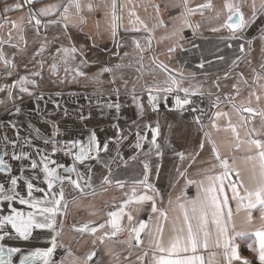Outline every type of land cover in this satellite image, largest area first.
Here are the masks:
<instances>
[{
	"label": "crops",
	"instance_id": "0c3cea01",
	"mask_svg": "<svg viewBox=\"0 0 264 264\" xmlns=\"http://www.w3.org/2000/svg\"><path fill=\"white\" fill-rule=\"evenodd\" d=\"M81 2L83 4L89 2L93 5L101 4V0H81ZM122 2L125 7L120 13L122 19L118 35L124 38L126 47L121 48L120 52L122 54L127 51L129 56L124 57L121 61L111 55L116 51V48L109 27L110 16L105 15L103 7L98 11L85 9L82 13L83 23H80V17L75 14L73 9L68 21L49 25L47 28L41 27L37 31L33 27L34 20L30 21L29 8L35 12L41 7L60 4L61 0H35L31 5L24 3V0H0V10L15 3L22 4L20 10L7 14L0 11V51L14 65L13 68L8 69L9 75L5 72L3 61H0V88L5 89L0 91V121L2 122L0 127L3 131V140L5 136L10 140L16 139L14 130L17 131L20 130L19 127H23V131L26 130L27 132L23 136V141L26 137L31 138L33 147L24 146V151L31 152L36 146L51 154V145H45L40 137H51L55 127L58 126L59 135L56 137L58 140L86 139L88 133L94 129L101 145L106 140L109 141L108 151L100 153L99 162L97 160L85 162L86 165L91 166V187H84L83 192L75 189L67 182L65 187L67 215L63 219V231L58 242L69 249L73 256L81 259L87 253L96 250L97 255L89 264H96L97 261L99 264H141L137 257L142 255V250L147 246L148 237L146 234H141L144 243L139 247H134L131 250L132 254L129 255L127 245L120 243V241L127 240V232H122L111 239L105 238L104 242L101 243L96 237L102 235L104 231H109L107 226L103 230H98L95 236L88 233H78L73 228L74 225L78 226L87 222H95V225L104 222L107 219V212L117 210L123 200L127 199L124 192L129 191L128 185L133 180L142 178L143 164L141 161L146 157L137 155L138 150L133 147L138 126L141 129V135H143L144 124L155 126L158 121L160 125V136L157 138V142L161 145L163 155L162 157L152 155L147 159L151 165L149 182L159 189L162 196V200L161 197L156 198L157 207L168 211L169 220L161 221L164 224L166 242L171 235V221L179 215V210L174 211L173 209L176 208V197L180 196L185 188L186 178L200 180L203 178L205 169H209L212 164L218 163L212 151V142H215L221 157L228 158L230 163L234 158L236 167L241 169L242 174H244L245 162L243 157L248 154L244 150L246 146L242 145L241 150L235 149V137L230 130H226L229 120L233 124H239L240 114L231 107L230 103L225 101V97H234V102L237 105L243 103L245 106L264 110V87L260 86L264 84V80L254 83L255 72L253 71L259 72L260 65L264 63V14L258 13L257 18L243 33L242 39L227 40L224 39L230 35L227 29H221L219 32L212 31L213 28H218L224 23L227 18L228 13L224 9L225 0H190L191 7L208 2L212 4V8L203 9V15L198 12L191 17L193 24H199L195 35L190 28H184L182 32L178 31L181 28V21L177 19V16L182 9L177 8L176 5H179L181 0H122ZM236 2L239 3V0ZM252 3L253 0H246L242 7L246 19L252 18ZM255 3L259 8L261 0H255ZM156 6H159V12H157ZM60 11L62 12V8ZM130 12H134V15L130 16ZM217 12L220 13L218 19L216 18ZM136 17H139L143 24L139 22L130 23V21H136ZM59 18L60 12H56L51 17H42L41 19L47 22L48 19L57 20ZM161 21H163V25H161ZM13 23L17 25L16 28H13ZM65 23L68 24L67 28L64 27ZM73 24H77L78 27H73ZM145 25L149 31L144 30ZM132 27H138L141 31H124V29ZM149 36H151V46L147 47ZM132 37L139 39L141 46L146 48L143 53L135 50ZM248 41L251 43L249 44ZM44 43L47 44L45 52L37 55L40 45ZM240 44H244L243 54L239 51ZM60 46H75L78 50L84 46L83 51L91 62V66L83 69L87 73L86 77H78L76 82H73L70 74L68 79L61 83L60 81L65 75L63 66H61L58 75H51L49 66L52 63V55ZM173 46H175V51L170 53L169 49ZM141 55L143 56V67H141V63H138ZM221 56L223 57L222 60L216 58ZM238 56L242 58L237 60ZM202 58L212 60V64L205 63L203 68L198 67ZM40 60L45 61L43 69L37 63ZM79 60L80 56L77 55V62ZM129 61L132 62V67L119 70L114 84L110 82L112 80L110 73L101 76L99 83L92 81V75L98 72L103 65L113 66L116 63L126 65ZM233 61H236L235 66H233ZM160 63L166 65L169 70H174L172 75H175L178 80L181 79L178 73H183L184 79L181 87H190L196 84L201 86L200 91L204 95L191 96L190 99L200 98L201 103L204 102L203 127L194 121V117L200 113H193L190 110L196 105L193 103L185 105L184 109L175 107L174 96L179 94L183 99V92L169 96L166 104L161 102L157 112H152L148 108V93L145 86L162 84L167 78V73L156 67ZM34 71H41L42 75L35 77L36 86L28 85L33 95L30 97L27 93H20L18 88H12V96L9 97L8 87L13 85L21 76L31 78L30 74ZM193 73L196 74L195 78H193ZM120 74L123 76L122 79L119 78ZM125 81H127V88L124 87ZM243 81H247V83ZM217 83L219 87L215 86ZM134 84L136 95L141 97V102L146 109L142 119L137 115V109L132 104L129 95ZM234 84L240 88L238 95L236 89L233 88ZM113 88L120 91L121 109L119 114L114 109L109 111L101 107L108 102L117 101L116 95L112 93ZM251 92L260 96V100L257 101L255 96L250 97L249 93ZM41 95L43 99H38V96ZM216 96L220 97L221 102L218 107H213ZM249 99L251 100L250 105ZM16 107L21 109L19 114L15 111ZM217 111L227 112L228 116L222 115L216 119L215 123L218 127L213 128L212 117L213 113ZM81 114L86 118L80 119ZM244 115L247 116L248 113H244ZM89 116L90 119L87 118ZM3 123L5 125H2ZM7 123L15 124L17 128L7 126ZM114 123L118 124L119 137H117L116 128L113 127ZM31 124L34 128L32 132H30ZM251 126L260 129L258 116L255 117L254 124ZM37 129L39 134L36 132ZM238 131L241 139H245V129L238 128ZM205 133L209 135L206 136ZM148 139H151V132L148 133ZM201 144H203L202 150ZM148 146V143H145L141 151L146 152ZM178 152L185 154L183 160L176 155ZM134 155L137 156L136 160L131 159ZM120 157H123V160ZM50 158L56 160L57 164L62 163L71 166L70 158L65 157L62 153L50 155ZM157 165H159L158 174ZM24 168H29V165L25 163L22 170ZM109 168L113 180L119 179L128 182L125 189H119L114 184H102L103 177L109 174ZM78 169L85 176L89 175L85 165H78ZM177 170L179 172L186 170V178L179 176ZM219 171L220 169L217 168L216 172ZM38 175H40V171ZM75 178L73 175V179ZM232 179H236L234 173ZM42 180L41 175V180H36V182L39 187L44 188ZM196 191L195 186H188V197H194ZM241 191L243 190L241 189ZM226 194L229 196V204L234 212L236 229L238 231L244 230L246 233L235 241L239 255L242 260L248 259L253 264H259L256 254L249 248L254 239L250 233L260 224L259 212L253 211L252 225L245 224L244 211L235 214V201L231 200V192L227 188ZM36 195L39 196L40 194L37 193ZM170 197L174 202L171 206L168 204ZM137 207H140L139 212L135 210ZM129 210H132L134 216L133 223H137L141 219L147 220L150 202L142 207L131 205L125 209L126 212ZM122 223H127L126 217ZM44 237L42 235L41 238H32L27 242H7L8 246H18L22 249L17 257L13 256V264H19L22 254H26L36 247H43V240L46 239ZM94 239H96L95 244H93ZM109 251L113 255H109ZM213 252L219 254L222 249L212 247L210 242V247L203 250L201 254L207 261ZM115 254L120 255L119 261L114 258ZM64 255L66 253L58 249L55 259L59 260ZM150 256L151 253L146 258L145 264H147V259H150ZM220 259V255L215 257V260ZM242 260L234 261L233 264H242Z\"/></svg>",
	"mask_w": 264,
	"mask_h": 264
},
{
	"label": "snow or ice",
	"instance_id": "6c2138e0",
	"mask_svg": "<svg viewBox=\"0 0 264 264\" xmlns=\"http://www.w3.org/2000/svg\"><path fill=\"white\" fill-rule=\"evenodd\" d=\"M35 0H24V3L31 5ZM246 3V0H225L224 9L228 15L224 23L218 28H213V32H219L221 29H227L230 35L224 39L227 40H239L243 38V33L248 29L249 25L257 18L258 13L264 14V0H261L259 8H257L255 0L251 5L252 18L246 19L242 7ZM101 7L105 9V15L110 16L109 27L111 30V36L116 51L111 53L112 56L117 57L119 60H123L124 57H128L127 51L121 54L120 49L126 47L124 38L118 35L121 28V11L125 7L122 0H101V4L93 5L91 2L83 4L81 0H61L60 4L48 5L41 7L33 12L29 8L30 21L34 20L33 27L38 31L41 27L47 28L49 25L59 24L62 21H68L71 10H75V14L80 17V23L84 22L82 13L85 9L88 11H98ZM157 12H159V6ZM177 8H181L177 19L181 21V28L178 31H183L184 28H190L193 35L196 34L199 24H193L191 17L199 12L203 15V9L212 8L210 2L198 5L196 7L190 6V0H181ZM22 8L21 3H15L12 6H5L2 10L7 14L12 11L20 10ZM62 8V12L60 9ZM56 12H60V18L57 20L48 19L47 22L42 21L43 18L51 17ZM129 15H134V12H130ZM220 13L217 12L216 18H219ZM139 22V17H136V21H130V23ZM163 25V21L160 22ZM13 28H16L15 23L12 24ZM73 27H78L77 24H73ZM22 27V26H21ZM64 27L67 28L68 24L65 23ZM145 31H149L147 26H144ZM124 31H141L138 27H132L130 29H124ZM175 35V32L173 33ZM23 39V37H22ZM135 50L143 53L146 48L141 46L140 40L132 37ZM250 44L251 41H248ZM47 44H41L37 55L45 52ZM151 46V36L147 39V47ZM231 46V45H229ZM78 50L75 46L65 47L60 46L56 49L55 54L52 55V63L49 66L51 75L56 76L59 74L61 66H63L64 77L61 79V83L65 82L69 75L73 82H76L78 77H86L87 73L83 71L84 68L91 66V62L87 59L86 53ZM95 47V45H93ZM244 44L239 45L240 53H244ZM175 51V46L169 49V52ZM77 55L80 56V60L77 62ZM217 59H223V57H216ZM242 57L238 56L237 60ZM143 56H140L138 63L142 65ZM0 61H3L5 65V72L10 75L8 69L13 68L14 65L9 61L4 53L0 51ZM155 62V58H154ZM41 69H43L45 61L40 60L37 62ZM205 63L212 64V60L201 59L198 67L203 68ZM72 65H75L74 67ZM236 65V61H233V66ZM125 67H132V62L128 64L116 63L113 66L103 65L98 72L94 73L91 77L94 83H99L100 77L105 73H110L112 76L111 83H115L117 73L119 70ZM161 71L167 73V78L162 84L153 86H145L147 91V105L152 112H157L161 102L165 104L168 101L169 96L174 93L183 92L184 98L181 99L179 94L174 96V104L178 109H184L185 105H190L193 101L191 96L201 95V86L199 84L192 85L190 87H181L184 79L183 73H178L181 79H177L175 75H172V71L169 70L166 65L160 63L157 64ZM255 72L254 83H259L264 80V63L260 65V71ZM41 71H34L29 76H21L17 81L8 87V95L12 96V88H18L20 93H27L30 97L33 95L30 92L28 85H37L35 77H41ZM195 78V73L192 74ZM227 77V74H226ZM119 78H123L120 74ZM247 83V81H243ZM219 87L217 83L215 85ZM264 87V84L260 85ZM124 87L127 88V81L124 82ZM236 89L237 95L240 92V88L237 84L233 85ZM4 88H0V91H4ZM112 93L116 95V102H108L101 107L108 109L109 111L115 110L117 114L120 113L121 103L119 102L120 91L117 88L112 89ZM59 95V93H58ZM131 102L137 109V115L142 119L146 113L145 105L141 102V97L136 95L135 84L131 92L129 93ZM211 95V93H209ZM249 96H255L256 100H260V96L255 92L249 93ZM38 99H43V96H38ZM225 101L231 104V107L240 114L239 124H233L230 120L226 130H230L235 137L236 143L235 149L241 150L242 145L246 146L244 149L248 154L243 157L245 162V168L243 173L241 169L236 167V161L233 158L231 163L226 157H221L215 142H212V151L215 155V159L218 163L212 164L211 168L205 169L203 178L200 180H193L186 178V170L179 172V176L186 178L185 188L182 190L181 195L176 197L175 205L179 210V215L175 216L171 221V235L165 242L164 239V224L161 221H168V211L157 207L156 198L162 196L153 183L149 182V174L151 172V165L147 157L155 155L156 157H162L163 152L161 150L160 143L157 142V138L160 136V125L157 121L155 126L151 124L143 125V135H141V129L138 126L136 131V140L133 145L138 150L137 155H143L146 157L141 163L143 164V175L141 179L133 180L129 185V191H125L124 195L127 199L118 206L117 210L107 212V219L95 225V222H87L82 225H74V231L84 234L88 233L93 236L98 230H103L106 226L109 231H104L102 235L96 237L101 243L105 238L111 239L116 237L122 232H127L128 238L120 243L126 244L131 255V250L134 247L141 246L144 241L141 234L144 233L148 237L147 246L142 250V255L137 259L141 264H145L146 258L147 264H233L234 261H241L242 258L238 252V246L236 239L244 236L246 233L244 230H237L234 221V212L229 204V196L226 194V188L231 192V200L235 201V214H239L241 211L245 213V224L252 225L254 217L253 211L259 212L260 224L250 234L254 238L249 245L251 251L256 254L259 264H264V110H259L251 106H245L243 103L237 105L232 96H226ZM220 97L216 96L213 103V107H218L220 104ZM249 105L251 100L249 99ZM59 107V105H56ZM193 113H200L194 117V121L203 127L202 116L204 115V109L193 106L190 109ZM17 114L20 113L19 107L15 108ZM244 113H248L247 116ZM228 116L227 112L221 113L219 111L213 113L212 127L217 128L215 120L221 116ZM260 118V129L254 126L255 117ZM86 117L81 114L80 119ZM90 119L91 117H87ZM118 118V117H117ZM11 127L15 128L16 125L12 124ZM31 127V126H30ZM113 127L116 128L117 137L120 136V130L118 124L114 123ZM238 128L245 129V139H241ZM39 134V130H36ZM151 132V139H148V133ZM59 135L58 126L52 132L51 137H40L43 139L45 145H51V154H48L45 149L36 148L35 152L39 156V162L37 159L32 158L31 152L23 150L24 146L32 147L31 138L26 137L23 143L20 145V151L15 149L19 143V134L17 133L16 140H10L8 137H4L7 143L12 145L13 151L11 152V159L14 161H30L29 168H24L22 171L33 172L31 178L21 173L12 175V165L9 164L6 159L9 157L7 147L4 148L3 154H0V174H7L4 179L0 180V264H13V256L20 254L22 249L18 246H8L7 242L23 241L27 242L35 235H43L46 237L45 243L49 244L48 247H36L26 254H22L19 259V264H89L93 261V257L97 255L96 250H92L87 253L83 259L73 256L69 249H66L64 245L58 242L59 237L63 231V219L67 215V202L65 199V187L66 182L75 189H79L83 192L84 187H91V166L86 165V161L97 160L99 162L100 153L108 151L109 141H105L103 145L99 141L96 131L93 129L90 131L86 139H69L58 140L56 137ZM208 136V133H205ZM126 139V137H124ZM119 143V140H117ZM145 143H148V149L143 152ZM201 150L203 144L200 145ZM62 153L65 157L70 158L71 166L65 164H57L56 160L51 159L50 155ZM119 156V153H117ZM181 160L185 158L183 152L176 153ZM123 160V157H120ZM131 159L136 160L137 156L134 155ZM194 159V158H193ZM53 165V166H50ZM78 165H85L88 168L89 175L85 176L84 173L79 171ZM39 168L40 175H36L35 172ZM220 169L216 172V169ZM157 174L159 173V165L156 166ZM233 173L236 179L233 180ZM46 185V188L37 186L32 180H41ZM73 175L76 177L73 179ZM83 182V183H81ZM103 185H115L119 189H125L127 181L113 180L111 169L109 168V174L105 175L102 179ZM23 185V187L21 186ZM195 186L197 191L194 197H188L187 187ZM241 189L243 191H241ZM139 190V194H138ZM40 194L39 196L36 194ZM151 193V194H149ZM150 202V212L147 220H139L137 223H133L134 216L132 210L125 211L131 205L143 206ZM171 197L168 200V204L173 205ZM140 211V207L135 209ZM126 217L127 223L124 224ZM95 225V226H93ZM96 239L93 240V244L96 243ZM211 246L217 249H222L219 254L213 252L210 254V258L206 261L204 255L201 254L203 250H207ZM63 250L66 255L61 256L59 260L55 259L57 250ZM109 255H113L111 251ZM217 255L221 256L220 260H215ZM70 258V259H69ZM114 258L119 261L120 255L115 254ZM96 264H99L97 261ZM242 264H253L248 259H243Z\"/></svg>",
	"mask_w": 264,
	"mask_h": 264
},
{
	"label": "flooded vegetation",
	"instance_id": "af4514ba",
	"mask_svg": "<svg viewBox=\"0 0 264 264\" xmlns=\"http://www.w3.org/2000/svg\"><path fill=\"white\" fill-rule=\"evenodd\" d=\"M4 116V115H3ZM2 116V117H3ZM1 117V116H0ZM2 122L0 121V124H1ZM2 125H5V123H3ZM1 126V125H0ZM7 126H11V124H9V123H7ZM17 128V127H16ZM15 128V129H16ZM20 128V130H14L16 133H15V138L17 139V133L19 134V143L17 144V147H16V151L17 152H19L20 151V145L22 144V141H23V136H24V134L26 135V130L25 131H23V127H19ZM34 128H33V125L31 124V127H30V132H32V130H33ZM2 130H1V127H0V154H3V150H4V148L5 147H7V150H8V152H9V157H7L6 159L8 160V162H9V164H11L12 165V175H16V174H18V173H21L22 172V174L23 175H25V176H28L29 178H31L32 177V175H33V172L31 171V170H29V171H27V172H23L22 171V168H23V165L25 164V163H27L29 166H30V161H28V160H23V161H13L12 159H11V152L13 151V148H12V145L10 144V143H7L6 141H4L3 140V135H2ZM7 135H8V133H7ZM16 139H13V140H16ZM35 146V145H34ZM33 148V147H32ZM31 148V149H32ZM35 148H37L36 146L34 147V150L32 149V151H31V153H32V158H34V159H37V161L39 162V157H38V155L36 154V152H35ZM10 149V150H9ZM39 168L36 170V172H35V174L36 175H38L39 174ZM7 174L5 173V174H0V180H2V179H4V177L6 176ZM32 182L33 183H36V185L38 186V184H37V182H36V180H32ZM42 185H43V187L44 188H46V185L44 184V183H42ZM22 187H23V185H21ZM41 236L42 235H35L34 234V237L33 238H35V239H38V238H41ZM44 238H46V237H44ZM41 240H43V239H41ZM43 241H45V240H43ZM17 242H19V241H17ZM43 247H48V246H50L49 244H47V243H43Z\"/></svg>",
	"mask_w": 264,
	"mask_h": 264
},
{
	"label": "water",
	"instance_id": "95a60500",
	"mask_svg": "<svg viewBox=\"0 0 264 264\" xmlns=\"http://www.w3.org/2000/svg\"><path fill=\"white\" fill-rule=\"evenodd\" d=\"M192 101H193V104L196 105L198 108H201V109H204L205 110L204 102L201 103L200 98H193ZM17 256L18 255L15 254L14 257H17Z\"/></svg>",
	"mask_w": 264,
	"mask_h": 264
}]
</instances>
